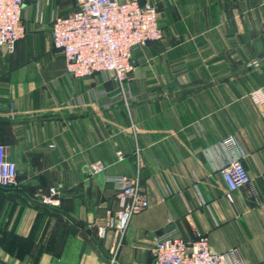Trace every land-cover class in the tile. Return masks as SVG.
<instances>
[{"label": "crops", "instance_id": "obj_1", "mask_svg": "<svg viewBox=\"0 0 264 264\" xmlns=\"http://www.w3.org/2000/svg\"><path fill=\"white\" fill-rule=\"evenodd\" d=\"M78 1L25 0L26 36L0 52V144L18 168L0 189V264H155L158 236L196 232L264 264V0H140L164 37L134 50L123 89L72 76L53 47V20ZM238 156L251 183L231 203L221 168ZM98 161L108 170L90 175ZM109 175L138 177L149 203L124 233ZM53 187L57 208L40 202Z\"/></svg>", "mask_w": 264, "mask_h": 264}, {"label": "built area", "instance_id": "obj_2", "mask_svg": "<svg viewBox=\"0 0 264 264\" xmlns=\"http://www.w3.org/2000/svg\"><path fill=\"white\" fill-rule=\"evenodd\" d=\"M24 3L25 0H0V52L13 53L17 43L26 36ZM159 20L160 11L150 2L79 0L76 10L53 20L52 45L62 53L67 73L76 78H87L107 72L123 89L135 69L134 50L163 39ZM225 144L236 150L234 138L227 139ZM117 156L119 161L124 158L122 152ZM84 168L90 175H98L105 173L108 165L98 161ZM221 175L225 183V198L231 203L235 201V192L251 183L241 156L223 166ZM107 182L114 186L122 199V210L115 225L124 233L131 216L146 209L149 203L138 177L109 175ZM17 186V164L8 159L6 147L0 144V188ZM40 202L52 208L59 207V191L51 188ZM99 235L105 237L106 229L100 227ZM151 252L155 264H239L235 250L214 251L208 236L202 232H196L195 240L190 242L176 234H162L156 238Z\"/></svg>", "mask_w": 264, "mask_h": 264}, {"label": "trees", "instance_id": "obj_3", "mask_svg": "<svg viewBox=\"0 0 264 264\" xmlns=\"http://www.w3.org/2000/svg\"><path fill=\"white\" fill-rule=\"evenodd\" d=\"M0 189H2V188H0ZM43 205V204H42ZM45 206V205H44Z\"/></svg>", "mask_w": 264, "mask_h": 264}]
</instances>
